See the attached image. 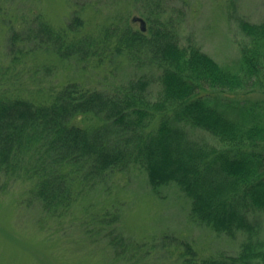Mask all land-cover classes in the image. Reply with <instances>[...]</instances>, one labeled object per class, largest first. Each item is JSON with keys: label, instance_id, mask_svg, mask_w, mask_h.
Masks as SVG:
<instances>
[{"label": "trees", "instance_id": "trees-1", "mask_svg": "<svg viewBox=\"0 0 264 264\" xmlns=\"http://www.w3.org/2000/svg\"><path fill=\"white\" fill-rule=\"evenodd\" d=\"M146 1V31L126 21L86 31L78 13L60 27L40 14L19 31L9 27L10 62L28 51L87 65L125 56L145 71L108 91L68 83L41 102L0 92V173L29 181V203L61 218L107 172L141 167L153 191L178 187L194 221L230 238L244 235L236 256L204 259L164 235L163 245L180 249L181 264H264L256 216L264 213V19H237L239 55L222 65L182 45L173 18L162 19L160 0ZM152 83L159 86L154 99ZM193 129L218 145L191 139ZM119 222L115 212L92 215L113 258L145 259L150 248L124 237Z\"/></svg>", "mask_w": 264, "mask_h": 264}, {"label": "rangeland", "instance_id": "rangeland-1", "mask_svg": "<svg viewBox=\"0 0 264 264\" xmlns=\"http://www.w3.org/2000/svg\"><path fill=\"white\" fill-rule=\"evenodd\" d=\"M159 2L166 12L162 19L172 17L176 23L180 43L199 47L222 65L230 64L239 55L242 35L237 19L250 23L264 19V0ZM147 6L146 0H0V92L18 93L41 102L68 83L108 91L140 75L145 67L135 68L125 56L101 65L95 61L87 65L28 51L10 62L9 27L19 31L36 14L60 27L73 13H78L85 20L86 31L98 33L104 25L124 21L139 30L140 20L146 31ZM158 91L157 83H152L151 99ZM88 122L81 120L79 124ZM188 134L197 142L218 145L203 130H188ZM30 187L27 180L0 173V264H181L180 249L168 243L163 245L164 235L189 243L199 259L236 256L244 240L241 233L230 238L194 221L190 200L175 184L153 191L145 171L137 166L107 172L61 218L45 216L37 204L29 203ZM106 211L120 215L117 228L124 237L150 248L145 259L113 258L103 231L97 232L92 224L93 214ZM256 216L261 222L259 237L264 239V213Z\"/></svg>", "mask_w": 264, "mask_h": 264}, {"label": "water", "instance_id": "water-1", "mask_svg": "<svg viewBox=\"0 0 264 264\" xmlns=\"http://www.w3.org/2000/svg\"><path fill=\"white\" fill-rule=\"evenodd\" d=\"M140 23H141V27H140V29H141V30H144V23H143V21L140 20Z\"/></svg>", "mask_w": 264, "mask_h": 264}]
</instances>
